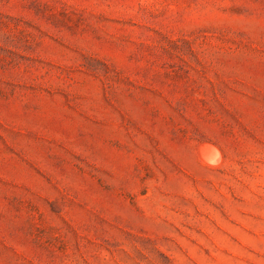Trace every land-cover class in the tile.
I'll return each instance as SVG.
<instances>
[{
    "label": "rangeland",
    "instance_id": "rangeland-1",
    "mask_svg": "<svg viewBox=\"0 0 264 264\" xmlns=\"http://www.w3.org/2000/svg\"><path fill=\"white\" fill-rule=\"evenodd\" d=\"M0 264H264V0H0Z\"/></svg>",
    "mask_w": 264,
    "mask_h": 264
},
{
    "label": "bare ground",
    "instance_id": "bare-ground-1",
    "mask_svg": "<svg viewBox=\"0 0 264 264\" xmlns=\"http://www.w3.org/2000/svg\"><path fill=\"white\" fill-rule=\"evenodd\" d=\"M206 160V159H205Z\"/></svg>",
    "mask_w": 264,
    "mask_h": 264
}]
</instances>
